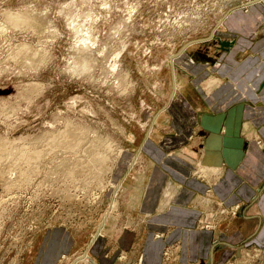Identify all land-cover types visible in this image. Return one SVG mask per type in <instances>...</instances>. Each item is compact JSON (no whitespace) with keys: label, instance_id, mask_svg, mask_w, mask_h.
Returning a JSON list of instances; mask_svg holds the SVG:
<instances>
[{"label":"rangeland","instance_id":"obj_1","mask_svg":"<svg viewBox=\"0 0 264 264\" xmlns=\"http://www.w3.org/2000/svg\"><path fill=\"white\" fill-rule=\"evenodd\" d=\"M261 2L0 0V264H34L51 227L74 240L57 264H91L96 235L126 222L148 133L189 75L209 78L221 20ZM245 248L221 264H264V246Z\"/></svg>","mask_w":264,"mask_h":264},{"label":"crops","instance_id":"obj_2","mask_svg":"<svg viewBox=\"0 0 264 264\" xmlns=\"http://www.w3.org/2000/svg\"><path fill=\"white\" fill-rule=\"evenodd\" d=\"M221 25L225 42L209 78L189 75L169 102L174 126L167 110L148 133L133 180L123 183L126 222L96 235L91 264H221L263 248L264 2L232 10ZM199 167L210 176L197 175ZM203 220L213 227H200ZM73 246L67 227H51L34 238V264H57Z\"/></svg>","mask_w":264,"mask_h":264},{"label":"water","instance_id":"obj_3","mask_svg":"<svg viewBox=\"0 0 264 264\" xmlns=\"http://www.w3.org/2000/svg\"><path fill=\"white\" fill-rule=\"evenodd\" d=\"M224 45H227V42H226V44H224ZM102 225H103V223H102Z\"/></svg>","mask_w":264,"mask_h":264},{"label":"bare ground","instance_id":"obj_4","mask_svg":"<svg viewBox=\"0 0 264 264\" xmlns=\"http://www.w3.org/2000/svg\"><path fill=\"white\" fill-rule=\"evenodd\" d=\"M174 59H175V58H174ZM174 59H173V60H174ZM64 139H65V138H64ZM36 152H37V151H36ZM5 186H6V185H5Z\"/></svg>","mask_w":264,"mask_h":264}]
</instances>
